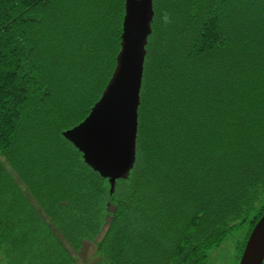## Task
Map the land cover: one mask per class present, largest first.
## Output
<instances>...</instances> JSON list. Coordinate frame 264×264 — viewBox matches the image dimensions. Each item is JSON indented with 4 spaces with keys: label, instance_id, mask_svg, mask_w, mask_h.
<instances>
[{
    "label": "trees",
    "instance_id": "obj_1",
    "mask_svg": "<svg viewBox=\"0 0 264 264\" xmlns=\"http://www.w3.org/2000/svg\"><path fill=\"white\" fill-rule=\"evenodd\" d=\"M126 14L0 0V264H76L86 241L96 264H210L246 229L240 263L264 215V0H151L133 161L113 184L64 132L114 82Z\"/></svg>",
    "mask_w": 264,
    "mask_h": 264
},
{
    "label": "water",
    "instance_id": "obj_2",
    "mask_svg": "<svg viewBox=\"0 0 264 264\" xmlns=\"http://www.w3.org/2000/svg\"><path fill=\"white\" fill-rule=\"evenodd\" d=\"M151 0H127L124 50L117 76L90 117L64 132L101 174L116 180L133 161L136 138L135 110L144 71L142 46L148 34ZM239 264H264V215L255 225Z\"/></svg>",
    "mask_w": 264,
    "mask_h": 264
},
{
    "label": "rangeland",
    "instance_id": "obj_3",
    "mask_svg": "<svg viewBox=\"0 0 264 264\" xmlns=\"http://www.w3.org/2000/svg\"><path fill=\"white\" fill-rule=\"evenodd\" d=\"M258 223V222H257ZM107 226L104 225L101 234L97 238L99 242L105 233ZM245 230L235 233L223 245L215 248L210 252V264H236L237 244L243 239ZM97 244L95 242L86 241L82 250L76 255V264H96L98 259L95 257Z\"/></svg>",
    "mask_w": 264,
    "mask_h": 264
},
{
    "label": "clouds",
    "instance_id": "obj_4",
    "mask_svg": "<svg viewBox=\"0 0 264 264\" xmlns=\"http://www.w3.org/2000/svg\"><path fill=\"white\" fill-rule=\"evenodd\" d=\"M162 22H163V24H164L165 26H167V25H169V24L172 23V18H171V16H170L169 13L164 12V13L162 14Z\"/></svg>",
    "mask_w": 264,
    "mask_h": 264
}]
</instances>
